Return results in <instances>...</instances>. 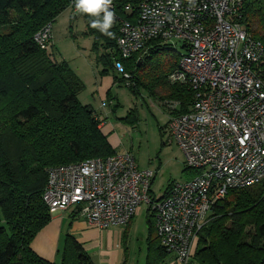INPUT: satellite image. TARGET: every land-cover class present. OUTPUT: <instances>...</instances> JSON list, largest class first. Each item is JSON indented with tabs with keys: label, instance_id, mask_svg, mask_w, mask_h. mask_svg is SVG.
Instances as JSON below:
<instances>
[{
	"label": "built area",
	"instance_id": "built-area-1",
	"mask_svg": "<svg viewBox=\"0 0 264 264\" xmlns=\"http://www.w3.org/2000/svg\"><path fill=\"white\" fill-rule=\"evenodd\" d=\"M243 4L141 0L134 22L121 19L109 6L111 26L118 30L119 57H112V68L126 86L130 74L121 59L138 52L143 56L154 44L181 53L167 78L185 85L191 101L186 111H179L177 100L163 101L169 115L164 132L195 174L152 197L155 171L139 168L130 152L51 165L41 195L51 214L74 207L89 225L105 229L124 226L145 204L167 254H174L177 264H190L198 230L213 203L230 189L264 188V44L239 23ZM100 15L103 20L104 13ZM34 40L49 47L51 23Z\"/></svg>",
	"mask_w": 264,
	"mask_h": 264
},
{
	"label": "trees",
	"instance_id": "trees-1",
	"mask_svg": "<svg viewBox=\"0 0 264 264\" xmlns=\"http://www.w3.org/2000/svg\"><path fill=\"white\" fill-rule=\"evenodd\" d=\"M140 1L112 0L111 4L121 19L134 22ZM65 8L76 13L70 22L76 15L83 18V33L92 37V50L103 66L100 73L108 66L113 71L112 57H119L118 30L111 26L109 36L93 28V21L103 23L100 14L78 11L76 0H0V264H95L68 233L59 260H46L30 248L32 238L51 220L41 197L46 168L115 152L98 127L93 107L77 98L84 89L81 79L34 40V34ZM238 21L264 44V0H244ZM180 56L169 45L154 44L143 56L138 52L121 59L130 74L129 91L135 95L143 88L162 105L166 99L177 100L179 111H186L191 92L167 78ZM113 81L124 78L114 75ZM125 120L132 122L128 116ZM132 218L124 225L123 241ZM146 221L144 264H164L167 252L149 212ZM197 235L191 260L196 264H264L262 185L230 189L213 203Z\"/></svg>",
	"mask_w": 264,
	"mask_h": 264
},
{
	"label": "rangeland",
	"instance_id": "rangeland-1",
	"mask_svg": "<svg viewBox=\"0 0 264 264\" xmlns=\"http://www.w3.org/2000/svg\"><path fill=\"white\" fill-rule=\"evenodd\" d=\"M75 14L65 8L57 15L51 23V43L47 51L57 61L64 60L83 82L84 89L77 98L82 104L89 103L94 108L103 124L100 131L111 148L115 152H130L139 168L155 171L149 194L159 197L170 185L190 178L194 172L186 168L179 147L175 142H169L167 132H164L168 111L145 89L140 88L133 95L124 82H114L113 76L118 77V74L110 66L105 73H100L103 66L97 62V55L92 50V37L83 33V18L76 15L72 22L69 20ZM109 95L110 102L107 100ZM127 116L132 122L125 120ZM133 116L137 119L133 120ZM147 213L146 205L141 204L133 217L131 230L128 229V235L121 243L124 259L120 264H144ZM90 239H98L104 244L107 236L94 233Z\"/></svg>",
	"mask_w": 264,
	"mask_h": 264
},
{
	"label": "crops",
	"instance_id": "crops-1",
	"mask_svg": "<svg viewBox=\"0 0 264 264\" xmlns=\"http://www.w3.org/2000/svg\"><path fill=\"white\" fill-rule=\"evenodd\" d=\"M132 222L133 218L128 226L129 231L132 228ZM66 233L71 234L81 243L95 264H120L124 259L121 246L124 226L105 229L91 226L74 207L54 212L51 215V220L32 238L30 248L38 256L49 261H56L62 249ZM94 233L95 235L104 233L105 237L107 236V241L102 244L98 239H90ZM164 264H177L174 254H167ZM190 264L196 263L191 261Z\"/></svg>",
	"mask_w": 264,
	"mask_h": 264
},
{
	"label": "clouds",
	"instance_id": "clouds-1",
	"mask_svg": "<svg viewBox=\"0 0 264 264\" xmlns=\"http://www.w3.org/2000/svg\"><path fill=\"white\" fill-rule=\"evenodd\" d=\"M111 3L112 0H76V8L78 11L93 16H99V14L103 12V23L99 20H95L92 23V27L98 28L104 34L111 36L112 33L108 31L113 23V13L108 10Z\"/></svg>",
	"mask_w": 264,
	"mask_h": 264
}]
</instances>
